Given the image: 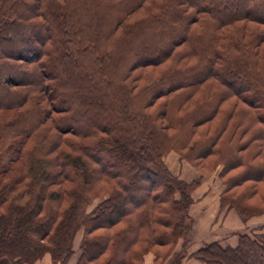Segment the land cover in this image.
Wrapping results in <instances>:
<instances>
[{
    "label": "trees",
    "instance_id": "16d2710c",
    "mask_svg": "<svg viewBox=\"0 0 264 264\" xmlns=\"http://www.w3.org/2000/svg\"><path fill=\"white\" fill-rule=\"evenodd\" d=\"M147 1L0 0V259L68 264L82 230L76 264H163L199 183L170 151L264 216V0ZM187 258L264 264V228Z\"/></svg>",
    "mask_w": 264,
    "mask_h": 264
},
{
    "label": "crops",
    "instance_id": "0c3cea01",
    "mask_svg": "<svg viewBox=\"0 0 264 264\" xmlns=\"http://www.w3.org/2000/svg\"><path fill=\"white\" fill-rule=\"evenodd\" d=\"M171 153L167 154L163 160L172 175L188 183L200 180L192 193L193 202L188 210V214L192 216L193 225L190 226L191 229L186 232L185 237L179 241L178 246L174 249L175 252H183L188 256L204 244L221 240H226V245L235 247L238 242V235L249 234L250 231L264 226V216L252 217L243 222L234 210H225L224 212L221 210L220 196L224 190V186L219 179L221 166L215 167L207 174H202L189 162L181 160L177 153H172L173 155ZM221 212L223 217L218 220ZM185 250L188 254H186ZM78 256L79 254H73L68 264H76ZM0 264L11 263L7 259H0ZM36 264L52 263L50 258L46 256ZM144 264H154V255L152 253L145 255ZM181 264L203 263L195 259L186 258Z\"/></svg>",
    "mask_w": 264,
    "mask_h": 264
},
{
    "label": "rangeland",
    "instance_id": "374dc122",
    "mask_svg": "<svg viewBox=\"0 0 264 264\" xmlns=\"http://www.w3.org/2000/svg\"><path fill=\"white\" fill-rule=\"evenodd\" d=\"M150 0H148L147 1V3L146 4H148V3H150L149 2ZM145 14L144 13H137V14H135L132 18H130V21H133V20H135V19H138L139 17H143ZM260 28V30L259 31H262L263 32V30H264V27L262 26V27H259ZM242 33H244L246 36H245V38L247 39V38H249L250 36H251V34H252V30L251 29H248L247 31L245 30V31H243ZM243 35V34H242ZM184 48L185 47H181V48H178L177 50H176V52H181V51H185L184 50ZM264 52V44L262 45V47H261V53H263ZM194 63V62H193ZM212 86V85H211ZM216 87H218V86H212V88L214 89V88H216ZM219 88H216L215 90H213V92H215V93H212V96L213 95H215V94H217V96H219V93H216V92H218L219 90H218ZM211 96V97H212ZM176 153V152H174V151H170L169 153ZM169 153H167V154H169ZM171 153V155H173ZM170 155V156H171ZM175 156V155H174ZM165 157V156H164ZM219 166V165H218ZM196 182L198 181H200V180H195ZM193 182V181H192ZM99 202V200H93V201H91L89 204H88V211H90L91 209H93L96 205H97V203ZM189 210V209H188ZM223 212L225 211V210H222ZM189 213V212H188ZM189 215V214H188ZM221 217H223V213L221 212L220 214H219V217H218V220L221 218ZM255 217H257V216H255ZM249 220V219H248ZM186 224H188L187 225V231L189 230V229H191L190 228V226L191 225H193V223H192V216L191 215H189V217H188V221H187V223ZM264 228V226H262L261 228H259V229H254L253 231H250L249 232V234H252V233H260L261 231H262V229ZM186 231V232H187ZM83 231L82 230H80L79 232H78V235H77V238H76V241H75V243H74V255H78L80 252H79V243H80V240H81V237H82V233ZM226 240H221V241H216V242H220L223 246H228V245H226V242H225ZM179 243V242H178ZM184 245H186V243H184ZM178 246V244L176 245V247ZM175 247V248H176ZM180 247V246H179ZM186 251V250H185ZM187 252V251H186ZM182 254L184 255L183 256V258L181 259V257H182ZM186 254H188V252L186 253ZM186 258H187V256L183 253V252H180V253H177L176 252V254L175 255H172V257H169V258H167L164 262H163V264H177L178 263V260L179 259H181V261H180V263L179 264H181L182 263V261L183 260H186Z\"/></svg>",
    "mask_w": 264,
    "mask_h": 264
}]
</instances>
